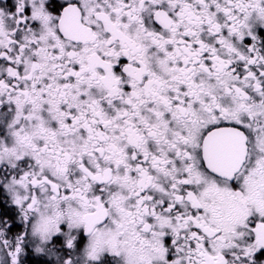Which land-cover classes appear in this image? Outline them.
<instances>
[{
	"label": "snow or ice",
	"instance_id": "1",
	"mask_svg": "<svg viewBox=\"0 0 264 264\" xmlns=\"http://www.w3.org/2000/svg\"><path fill=\"white\" fill-rule=\"evenodd\" d=\"M0 264H264V0H0Z\"/></svg>",
	"mask_w": 264,
	"mask_h": 264
}]
</instances>
